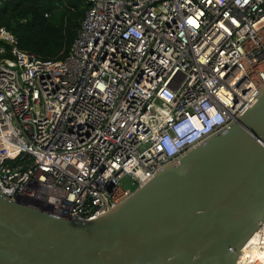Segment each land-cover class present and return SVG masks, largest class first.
Listing matches in <instances>:
<instances>
[{
  "label": "built area",
  "instance_id": "obj_1",
  "mask_svg": "<svg viewBox=\"0 0 264 264\" xmlns=\"http://www.w3.org/2000/svg\"><path fill=\"white\" fill-rule=\"evenodd\" d=\"M87 1L61 60L0 27V191L78 221L127 199L264 88V0Z\"/></svg>",
  "mask_w": 264,
  "mask_h": 264
},
{
  "label": "water",
  "instance_id": "obj_2",
  "mask_svg": "<svg viewBox=\"0 0 264 264\" xmlns=\"http://www.w3.org/2000/svg\"><path fill=\"white\" fill-rule=\"evenodd\" d=\"M263 224L264 88L253 106L95 219L0 191V264H237Z\"/></svg>",
  "mask_w": 264,
  "mask_h": 264
},
{
  "label": "trees",
  "instance_id": "obj_3",
  "mask_svg": "<svg viewBox=\"0 0 264 264\" xmlns=\"http://www.w3.org/2000/svg\"><path fill=\"white\" fill-rule=\"evenodd\" d=\"M89 8L87 0H3L0 27L10 30L22 50L44 60L64 59Z\"/></svg>",
  "mask_w": 264,
  "mask_h": 264
},
{
  "label": "bare ground",
  "instance_id": "obj_4",
  "mask_svg": "<svg viewBox=\"0 0 264 264\" xmlns=\"http://www.w3.org/2000/svg\"><path fill=\"white\" fill-rule=\"evenodd\" d=\"M258 234L260 236V235H262V232L260 231ZM258 234H255L252 237V239L249 243V245L251 244L250 246H252V242L254 241L255 237L258 236ZM255 244H257V239H256ZM258 244H259V246L254 247V248L252 247L248 252H246L244 255H242L239 258L237 264H264V258H259V256H258V254L260 252H262V251L264 252V239H263V244H260V243H258ZM249 257H251V258L248 260Z\"/></svg>",
  "mask_w": 264,
  "mask_h": 264
},
{
  "label": "rangeland",
  "instance_id": "obj_5",
  "mask_svg": "<svg viewBox=\"0 0 264 264\" xmlns=\"http://www.w3.org/2000/svg\"><path fill=\"white\" fill-rule=\"evenodd\" d=\"M258 256H259V258H264V252L262 251V252H260L259 254H258ZM251 257H249L248 258V260L250 259ZM253 262V261H252ZM251 262V263H252Z\"/></svg>",
  "mask_w": 264,
  "mask_h": 264
}]
</instances>
